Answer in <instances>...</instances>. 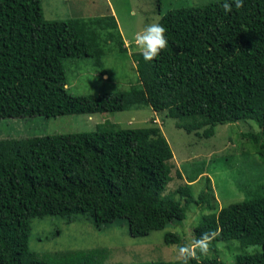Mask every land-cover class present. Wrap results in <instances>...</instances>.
Listing matches in <instances>:
<instances>
[{"label": "trees", "instance_id": "16d2710c", "mask_svg": "<svg viewBox=\"0 0 264 264\" xmlns=\"http://www.w3.org/2000/svg\"><path fill=\"white\" fill-rule=\"evenodd\" d=\"M155 1L160 7L161 0ZM222 2L161 12L156 21L166 27L168 44L151 61L143 59L141 50L131 52L137 82L128 90L72 95L66 88L65 59L90 56L100 66L102 43L113 40L120 50L129 46L114 16L49 19L41 0H0V119L152 112L145 126L105 122L93 131L0 137V264H104L106 250L99 247L34 252L28 244L33 218L57 216L71 223L84 215L96 229L123 219L130 235L144 236L179 223L191 202L202 210L212 206L208 177L198 193L193 190L194 168L187 182L168 189L174 164L162 131L166 117L199 137L213 135L216 124L252 119L258 129L240 136L264 162V0H244L230 12ZM261 174L257 166L254 186L238 183L248 192L241 201L210 207L193 227L190 243L208 233L207 249L215 250L221 241L261 250L238 253L231 263L217 254L196 253L188 264H264ZM164 242L184 245L172 230L165 232Z\"/></svg>", "mask_w": 264, "mask_h": 264}, {"label": "rangeland", "instance_id": "374dc122", "mask_svg": "<svg viewBox=\"0 0 264 264\" xmlns=\"http://www.w3.org/2000/svg\"><path fill=\"white\" fill-rule=\"evenodd\" d=\"M212 0H161L158 7L155 0H41L43 13L49 19H67L77 15L87 17L110 13L108 5L116 14L120 30L128 47L120 50L113 40L102 43L104 54L100 66L94 64L90 56L65 59L66 88L72 95H86L94 92L125 91L137 82V71L132 53L139 49L135 44V34L143 27L156 22L161 12L181 6L204 4ZM214 1V0H213ZM104 33V32H103ZM101 69L107 72L108 79L101 77ZM152 115L148 108L141 110H123L117 112H95L40 118L39 120L0 119V137L30 136L42 133L93 131L105 122L117 123L122 127L145 126ZM155 115V114H153ZM45 119L48 121L45 122ZM6 120V121H5ZM258 127L252 119L216 124L214 134L199 137L187 133L175 125V119L166 117L162 131L173 152L174 164L168 184L169 190H175L179 184L187 182L192 172L193 190L198 193L204 187L206 177L212 187V206L191 202L186 217L170 227L150 231L144 236H132L127 223L118 219L101 229L92 225L88 216L77 215L71 223H64L60 217L47 216L33 218L30 221L28 244L36 253L81 248H104V264L138 263L148 260H172L180 257L178 244H166L164 234L167 230L176 232L184 245L193 247L192 229L200 217L209 212L210 207H222L241 201L247 196L246 186L239 187L241 181L251 184L252 171L257 166L264 177V162L252 151L242 132L255 131ZM254 162V164H252ZM242 163V164H241ZM250 165V166H249ZM249 166V167H248ZM179 170L181 177L178 176ZM239 183V184H238ZM248 186V188H249ZM255 190V187H250ZM247 190V189H246ZM59 228L60 232L55 233ZM184 240H186L184 242ZM259 245L242 246L238 242L227 246L217 241L216 249H207L197 255L217 254L226 263H231L238 253L260 251Z\"/></svg>", "mask_w": 264, "mask_h": 264}, {"label": "clouds", "instance_id": "9594fccd", "mask_svg": "<svg viewBox=\"0 0 264 264\" xmlns=\"http://www.w3.org/2000/svg\"><path fill=\"white\" fill-rule=\"evenodd\" d=\"M244 0H223L222 7L225 12H230L233 8L239 9L243 6ZM166 27L158 21L146 24L142 31L135 34V43L141 50V55L145 61H151L168 44L165 35ZM208 233H202L194 241L193 247L181 245L179 248L182 264H188L190 258L195 257L196 248L201 253L206 252L208 248Z\"/></svg>", "mask_w": 264, "mask_h": 264}, {"label": "crops", "instance_id": "0c3cea01", "mask_svg": "<svg viewBox=\"0 0 264 264\" xmlns=\"http://www.w3.org/2000/svg\"><path fill=\"white\" fill-rule=\"evenodd\" d=\"M108 12H110V13H104V14H101L100 16H106V15H108V14H110V15H113L114 16V19H115V21H116V26L118 27V30H119V32H120V34L122 35V38H123V40H124V43H127V41L125 42V37H124V35H123V33H122V31L120 30V27H119V24H118V20H117V17H116V14L114 13V10L111 8V6L110 5H108ZM77 16H79V15H77Z\"/></svg>", "mask_w": 264, "mask_h": 264}]
</instances>
